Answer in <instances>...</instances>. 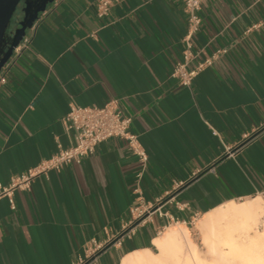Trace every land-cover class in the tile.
Returning a JSON list of instances; mask_svg holds the SVG:
<instances>
[{"label":"crops","instance_id":"1","mask_svg":"<svg viewBox=\"0 0 264 264\" xmlns=\"http://www.w3.org/2000/svg\"><path fill=\"white\" fill-rule=\"evenodd\" d=\"M200 15L189 69L227 51L187 87L170 76L188 29L181 0H120L103 19L94 0H55L41 14L1 72L0 184L74 144L73 102L118 98L149 159L139 179V157L111 138L16 192V209L1 198L0 264H122L169 227L264 189V0H203ZM139 197L171 199L162 210L175 220L156 213L112 243ZM94 243L105 247L89 258Z\"/></svg>","mask_w":264,"mask_h":264},{"label":"built area","instance_id":"2","mask_svg":"<svg viewBox=\"0 0 264 264\" xmlns=\"http://www.w3.org/2000/svg\"><path fill=\"white\" fill-rule=\"evenodd\" d=\"M120 0H94L96 14L100 19L107 17L110 14L111 7ZM185 12L187 14L188 29L187 33L182 38V58L174 66L170 76L178 80L182 86L191 87L196 75L211 66L213 62L224 54L227 49H220L214 52L211 56L199 60L197 65L189 69V64L199 58V52L194 50V37L200 31L202 25V17L200 10L203 0H181ZM257 25H254V28ZM28 42L27 35L23 38L20 44L15 47L13 55L19 53L23 46ZM12 55V56H13ZM11 59V58H10ZM9 61L0 71V81H5V77L1 76V72L6 68ZM133 118L124 113L120 107L118 98L110 99L104 106L87 105L82 106L75 102L71 103L70 110L64 118V123L68 130L75 132V142L72 146L61 147L55 154L43 159L39 164L27 169L26 171L13 175L8 184H0V199L7 198L11 208L16 209L15 194L18 191H28L31 189L33 181L41 175H47L50 170H59L65 165L77 162L80 163L85 157L92 155L97 146L111 138H122L128 142L129 148L135 153L142 163V171L137 175L140 179L143 170L146 169L148 163V153L139 142L138 135L132 131ZM215 133H217L215 131ZM231 149H227L226 154H232ZM180 186V185H178ZM139 192V188H136ZM264 200V189L257 193ZM141 196V195H140ZM140 204L132 211V219L128 223L123 232H121L112 243H121L125 237L132 235L136 228L143 225L154 214L170 217L171 221L175 218L162 210V204L167 201H157L153 204H144L142 197H139ZM180 210L188 208L187 203H177ZM198 219L192 220L184 225L188 226L195 223ZM261 228H264V214L261 217ZM105 245L94 243L90 250L89 258L95 257ZM83 261H81L82 263ZM80 263V264H81Z\"/></svg>","mask_w":264,"mask_h":264},{"label":"bare ground","instance_id":"3","mask_svg":"<svg viewBox=\"0 0 264 264\" xmlns=\"http://www.w3.org/2000/svg\"><path fill=\"white\" fill-rule=\"evenodd\" d=\"M263 214L264 200L259 195L206 214L201 227L211 258L202 256L189 229L179 226L155 239L157 253L133 252L122 264H264V232L259 228Z\"/></svg>","mask_w":264,"mask_h":264},{"label":"water","instance_id":"4","mask_svg":"<svg viewBox=\"0 0 264 264\" xmlns=\"http://www.w3.org/2000/svg\"><path fill=\"white\" fill-rule=\"evenodd\" d=\"M21 2L22 14L13 23V17ZM55 0H0V71L10 60L28 31L35 25Z\"/></svg>","mask_w":264,"mask_h":264},{"label":"rangeland","instance_id":"5","mask_svg":"<svg viewBox=\"0 0 264 264\" xmlns=\"http://www.w3.org/2000/svg\"><path fill=\"white\" fill-rule=\"evenodd\" d=\"M23 6H24V2H21L17 8V11L15 12L14 14V17H13V23L15 22V20L17 18H19L21 16V14L23 13L22 12V9H23ZM258 195H255L253 197H256ZM252 197L248 198V199H251ZM248 199H244V200H237V202H242V201H245V200H248ZM203 217L199 218L195 223L191 224V225H176V226H172V227H169L165 233L170 229V228H178L179 226H184V227H187L190 231V237L192 239V241L198 246V249L200 250L201 252V255L204 256V257H210L208 255V249L207 247L203 244V237H204V232L205 230H203V228L201 227V220H202ZM201 227V228H200ZM260 230L262 232H264V229H262L261 227H259ZM164 233V234H165ZM163 236V235H162ZM154 252H157V249H154ZM211 258V257H210Z\"/></svg>","mask_w":264,"mask_h":264}]
</instances>
